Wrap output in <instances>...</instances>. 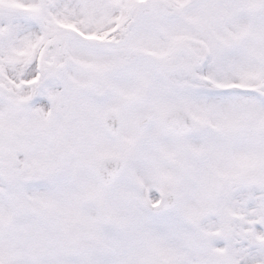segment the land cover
<instances>
[{"label":"snow or ice","instance_id":"1","mask_svg":"<svg viewBox=\"0 0 264 264\" xmlns=\"http://www.w3.org/2000/svg\"><path fill=\"white\" fill-rule=\"evenodd\" d=\"M0 264H264V0H0Z\"/></svg>","mask_w":264,"mask_h":264}]
</instances>
